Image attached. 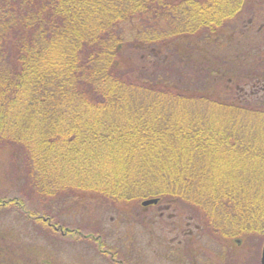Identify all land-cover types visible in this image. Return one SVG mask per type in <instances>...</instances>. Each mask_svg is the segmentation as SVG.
<instances>
[{
    "label": "trees",
    "instance_id": "trees-1",
    "mask_svg": "<svg viewBox=\"0 0 264 264\" xmlns=\"http://www.w3.org/2000/svg\"><path fill=\"white\" fill-rule=\"evenodd\" d=\"M243 4L0 0V151L22 162L27 186L0 191V210L43 199L48 209L26 210L35 224L99 252L103 237L62 214L157 198L141 209L189 202L207 238L264 235V88L235 81L230 62L247 59L245 43L226 29ZM151 213L153 229L161 216ZM187 236L175 256L194 264ZM15 240L0 231V264H50Z\"/></svg>",
    "mask_w": 264,
    "mask_h": 264
},
{
    "label": "rangeland",
    "instance_id": "rangeland-1",
    "mask_svg": "<svg viewBox=\"0 0 264 264\" xmlns=\"http://www.w3.org/2000/svg\"><path fill=\"white\" fill-rule=\"evenodd\" d=\"M226 29L234 40L245 43L243 53L239 54H244L243 57L247 59L242 60L241 65L235 63V60L230 62L239 67L232 72L237 77L235 81H251L245 86L246 92L251 90L250 85L253 83L263 89L264 0H244L241 13L229 20ZM248 40L251 43L247 44ZM198 78L200 79V76H197L195 81ZM215 114L216 112L212 115ZM3 152L5 153V150ZM4 153H0V191L4 192L5 189L10 188L7 187L8 184H14L11 190L15 194H24L27 186L22 174V162L15 159L11 161V158ZM15 176L19 177L18 182L10 180ZM54 198L60 197L55 196L49 199ZM44 201L43 199L36 200L34 203L28 201V206L14 205L11 207L13 209L5 207L0 210V231L9 232L18 239L15 240L12 248L19 245L26 254L33 252L38 260L48 259L50 264H119L117 260L121 261L120 264H192L184 250L181 253L182 260L175 256L174 246L184 243L180 242L184 233L190 235V237H184L190 238L186 241L185 248L190 241L193 242L191 247L196 252L194 264H260L264 235H253L246 239L231 241L212 239L209 236L207 238L205 234L202 235L196 231V220L193 219V217L200 219L202 212L190 206L189 202L177 201L178 209L168 208L159 211L157 207L148 208V212L161 216L154 222L153 229L146 224L149 221L148 212L141 209L139 201L129 202L125 206H116L119 209L117 213L105 208L93 209V213L88 214L86 209L74 207L72 211L75 213L69 212L71 216L73 215L72 218L62 214L64 219L73 221L72 227L69 228L77 226L84 234L93 236L99 234L100 238L103 237L106 245L102 248L110 247L115 251V255L112 256L108 253L100 254L102 248L99 252V246L90 239L81 238L82 236L75 233L61 236L59 231H54L53 234L49 228H42L35 224L26 210L42 212L45 206ZM22 202L25 203V200ZM55 202L57 201L52 200L50 203ZM36 204L38 209L35 207ZM52 210L55 209L52 208ZM156 226L164 227L160 237H156L158 234V231L155 232ZM112 257L116 260L114 261Z\"/></svg>",
    "mask_w": 264,
    "mask_h": 264
},
{
    "label": "water",
    "instance_id": "water-1",
    "mask_svg": "<svg viewBox=\"0 0 264 264\" xmlns=\"http://www.w3.org/2000/svg\"><path fill=\"white\" fill-rule=\"evenodd\" d=\"M156 202H157V198H149V199H145L141 201V204L147 205V204L156 203ZM260 264H264V244L261 250Z\"/></svg>",
    "mask_w": 264,
    "mask_h": 264
}]
</instances>
